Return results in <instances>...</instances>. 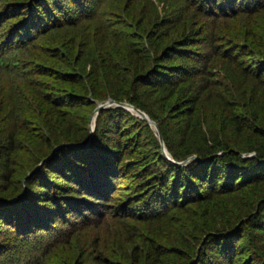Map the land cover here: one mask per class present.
I'll use <instances>...</instances> for the list:
<instances>
[{
	"label": "trees",
	"instance_id": "1",
	"mask_svg": "<svg viewBox=\"0 0 264 264\" xmlns=\"http://www.w3.org/2000/svg\"><path fill=\"white\" fill-rule=\"evenodd\" d=\"M0 264H264V0H0Z\"/></svg>",
	"mask_w": 264,
	"mask_h": 264
},
{
	"label": "water",
	"instance_id": "2",
	"mask_svg": "<svg viewBox=\"0 0 264 264\" xmlns=\"http://www.w3.org/2000/svg\"><path fill=\"white\" fill-rule=\"evenodd\" d=\"M112 104H116L117 106H122V107H125V108H128V109H132L140 117L146 119L150 124L154 125L155 126V130L158 132L159 141H160V143L162 145V153H163V155H165L168 159L172 160L170 153L168 152V150L165 147V144H164V141H163V137L160 134V131H159V128H158L157 124L150 117H148L143 111H141L138 108H135L133 105H131L129 103H117L116 101H114L112 99H108L106 101H103V102L99 103L98 106L96 107V109L94 110V113H93V115L91 117V122L92 123L90 124L91 138H90L88 144H90L91 140H92L93 131L95 129V121H96V117H97V115L99 113V110L102 109V108H106V107H108V106H110ZM194 158H196V157L195 156L190 157L187 161L180 162L179 164L180 165H186L189 161H191Z\"/></svg>",
	"mask_w": 264,
	"mask_h": 264
},
{
	"label": "rangeland",
	"instance_id": "3",
	"mask_svg": "<svg viewBox=\"0 0 264 264\" xmlns=\"http://www.w3.org/2000/svg\"><path fill=\"white\" fill-rule=\"evenodd\" d=\"M160 7H161V5H160ZM244 16L242 15L240 18H235L234 20H229L228 22L229 23H227L226 22V24H224V26H223V28H222V30H221V32H226V34H228L229 36H230V34H231V37L234 35V34H232V32L230 31V30H232V28L231 27H239V25L240 24H243V22H244ZM235 23V24H234ZM228 30V31H227ZM228 32V33H227ZM218 63H219V67L220 68H222L223 67V71L226 69V71L229 69L228 68V65H226L224 62H220V61H218ZM229 64V63H228ZM229 74V73H228ZM224 93H225V90H224ZM217 95V94H216ZM228 95V94H227ZM217 96H219V95H217ZM108 100V99H107ZM113 100V99H112ZM106 101V100H105ZM122 103H129V102H122ZM130 104V103H129ZM132 105V104H131ZM98 106V105H97ZM114 106H117L116 104H112V105H110V106H108V107H114ZM108 107H106V108H108ZM122 107V106H121ZM123 108H125V107H123ZM136 108V107H135ZM96 109V108H95ZM125 109H127L128 111H130V112H132L134 115H136V116H138V117H140L135 111H133L132 109H128V108H125ZM142 111V110H141ZM144 112V111H143ZM145 113V112H144ZM148 117H150L147 113H145ZM97 118V117H96ZM141 119H144V118H142V117H140ZM151 118V117H150ZM152 119V118H151ZM144 120H146V119H144ZM153 120V119H152ZM147 121V120H146ZM154 121V120H153ZM156 124H157V126H158V122L157 121H154ZM92 122H90V124H91ZM96 123V122H95ZM147 123L149 124V126H150V128L155 132V133H157L158 134V132L155 130V126L154 125H152V124H150L148 121H147ZM158 128H159V126H158ZM95 130V129H94ZM159 131H160V129H159ZM93 133H94V131H93ZM161 134V133H160ZM93 136V135H92ZM91 138V137H90ZM158 139H159V137H158ZM166 147V146H165ZM167 149V148H166ZM253 154V153H252Z\"/></svg>",
	"mask_w": 264,
	"mask_h": 264
}]
</instances>
